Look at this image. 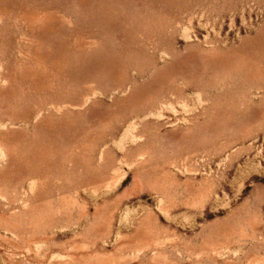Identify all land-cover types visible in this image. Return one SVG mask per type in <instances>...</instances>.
<instances>
[{
  "label": "rangeland",
  "instance_id": "1",
  "mask_svg": "<svg viewBox=\"0 0 264 264\" xmlns=\"http://www.w3.org/2000/svg\"><path fill=\"white\" fill-rule=\"evenodd\" d=\"M0 264H264V0H0Z\"/></svg>",
  "mask_w": 264,
  "mask_h": 264
}]
</instances>
